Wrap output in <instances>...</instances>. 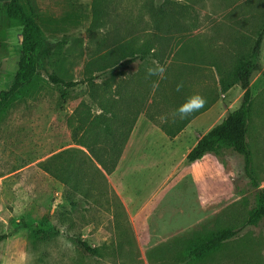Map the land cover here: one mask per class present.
<instances>
[{"label": "rangeland", "instance_id": "374dc122", "mask_svg": "<svg viewBox=\"0 0 264 264\" xmlns=\"http://www.w3.org/2000/svg\"><path fill=\"white\" fill-rule=\"evenodd\" d=\"M36 3L50 20L47 36L55 51L52 72L81 79L84 66L94 57L107 63V51L136 35L155 31L164 37L157 47L166 51L163 67L170 83L167 81L168 93L174 94L172 79L179 81L182 96L177 105L199 93L206 103L192 113L207 106L205 112L209 113L199 120L202 127L188 126L173 139L140 114L149 123L134 135L138 145L132 152L139 155L137 166L141 169L127 179L107 176L108 187L93 191V203L82 201L75 211L63 185L41 168V162L63 149L80 147L68 119L82 101H89L87 85L78 84L62 98L60 87L40 71L33 89L0 114V235H6L0 241V264H149L147 251L174 237L203 227L215 232L243 225L256 205L257 189H264V40L261 71L251 82L253 109L248 138L259 186L246 177L243 158L230 150L208 153L191 163L186 157L198 134L220 122L242 100L244 90L233 82L231 72L238 59L249 53L264 26V0ZM21 39V29L9 27L0 1V92L9 89L18 70ZM188 40L189 50L172 57L175 44L177 49ZM137 64L119 65L118 72L124 74L117 76V82L137 70ZM221 80L232 84L222 90ZM174 108L169 106L160 113L156 109L155 113L163 121ZM146 140L157 145L141 146ZM119 201L124 210L117 206ZM149 205L142 239L135 221ZM61 213L75 220L73 229H78L99 255L92 256L75 243L66 226L59 228L56 218ZM53 225L56 230L47 240L35 242L36 230H50ZM202 264H264V223L246 227Z\"/></svg>", "mask_w": 264, "mask_h": 264}, {"label": "trees", "instance_id": "16d2710c", "mask_svg": "<svg viewBox=\"0 0 264 264\" xmlns=\"http://www.w3.org/2000/svg\"><path fill=\"white\" fill-rule=\"evenodd\" d=\"M0 1L7 12L9 27L20 28L22 35L18 70L9 89L0 92V114L10 103L21 99L33 89L42 70L47 73L51 84L60 87L62 98H67V90L75 88L78 84L87 85L89 101H82L68 119L73 127V138L80 147L63 149L41 162V168L63 185V192L75 211L82 201L93 203L90 200L95 196L93 191H101L103 187H108L107 176L117 169L140 114H145L173 139L195 116L209 108L207 106L185 119L179 118L176 114L180 107L177 102L182 96V90L177 91L179 81L172 79L171 87H174V94L171 95L167 90L169 79L167 80L166 72L162 78L147 75V68L155 67L157 64L163 66L167 62L164 53L166 51L163 52V49L157 47L164 37L155 31L136 35L119 43L105 53L107 63H100L98 58L94 57L84 66L81 79H69L51 71L55 51L47 36V30L51 26H47V23L50 20L39 8L36 0ZM263 40L264 26L249 53L238 59L235 70L231 72L233 82L239 83L244 90L239 106L227 112L220 122L201 135L186 157V161L191 163L200 161L208 153L217 154L225 149L230 150L243 158L245 175L256 187L259 184L253 175V151L248 138L253 109L251 82L253 76L261 71L259 61ZM190 43L189 40L182 41L177 49L174 47L178 44H175L170 51L173 52L172 57L175 54L186 53ZM2 45L4 46V42ZM170 52L167 54L169 60ZM135 62L138 63V69L117 82V76L124 74V71L118 72V66L131 65ZM231 84L232 82L225 80L220 81L222 90L228 89ZM169 106L175 107L171 116H165L163 121L159 120L155 110H159L160 113L163 110L167 111ZM117 206L123 209L121 201ZM150 206L146 207L135 221L142 239L147 231L145 217L149 215ZM56 221L59 228L66 226L68 236L75 243L82 245L88 253L92 256L100 254L97 248L91 247L89 242L82 239L78 229H73L75 220L72 217L61 213ZM260 222L264 223L262 188L257 189L256 205L249 211L243 225L215 232L203 227L174 237L149 249L146 253L148 263L202 264L225 244L238 237L246 227ZM55 230L54 225L50 230L41 227L36 230L35 242L37 239L47 240ZM5 237V234H1L0 241Z\"/></svg>", "mask_w": 264, "mask_h": 264}, {"label": "crops", "instance_id": "0c3cea01", "mask_svg": "<svg viewBox=\"0 0 264 264\" xmlns=\"http://www.w3.org/2000/svg\"><path fill=\"white\" fill-rule=\"evenodd\" d=\"M204 114L201 113L200 116H198L195 120L193 119L192 122H190L188 124V126H203L202 124L199 123V120L201 118H203L204 116H206L209 112H203ZM148 119L146 117H143V115H141L138 120H137V123H136V126L128 140V143L126 145V148L122 154V157L119 161V164L117 166V169L110 175H108V177H112L113 179H122V177L124 178H130V176H135L136 173L141 169L140 166H137V163L140 162V159H139V155H135L133 154L132 152V149L134 147H137L138 143L136 142V140L134 139V135L139 132V127L141 129V126H147ZM198 122V123H197ZM213 123V122H212ZM187 126V127H188ZM210 126V125H209ZM207 127L206 130L204 132H201L198 134V138L203 135L208 129H210L211 127ZM189 128V127H188ZM187 130L186 128L183 130L185 131ZM166 136V134H165ZM168 138V136H166ZM198 138H196L195 142L193 143V146L189 149L188 153L190 152V150L197 144V141H198ZM170 140V139H169ZM153 146V145H157L156 143H153L152 141H145L141 146ZM146 168V167H144ZM129 211V213L131 214V211L129 209H127ZM130 219L132 220V217L130 215Z\"/></svg>", "mask_w": 264, "mask_h": 264}, {"label": "clouds", "instance_id": "9594fccd", "mask_svg": "<svg viewBox=\"0 0 264 264\" xmlns=\"http://www.w3.org/2000/svg\"><path fill=\"white\" fill-rule=\"evenodd\" d=\"M165 69L163 66L156 65L155 67H149L147 68V75L150 76H160L163 77ZM182 87L181 85L177 86V91L180 90ZM206 103L203 96H201L199 93H195L191 96H189L185 102L180 105V107L176 110V114L181 119L187 118L189 115H191L192 112L199 110L203 105Z\"/></svg>", "mask_w": 264, "mask_h": 264}]
</instances>
